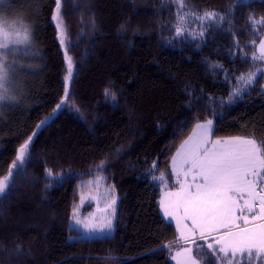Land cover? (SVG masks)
<instances>
[{
  "label": "trees",
  "instance_id": "1",
  "mask_svg": "<svg viewBox=\"0 0 264 264\" xmlns=\"http://www.w3.org/2000/svg\"><path fill=\"white\" fill-rule=\"evenodd\" d=\"M9 3L31 27L34 51L1 107L0 179L37 124L51 119L0 197V264H174L168 255L180 242L159 199L175 186L178 145L208 118L213 136L264 143V74L231 99L244 88L238 77L263 72L253 53L264 24L252 21L264 20V0H184L183 9L180 0H61L66 48L52 19L56 0ZM209 11L219 15L201 21ZM65 52L72 96L53 115L64 96ZM162 173L165 182L153 179ZM98 175L116 196L113 232L71 238L83 184ZM197 242L201 264H216Z\"/></svg>",
  "mask_w": 264,
  "mask_h": 264
},
{
  "label": "snow or ice",
  "instance_id": "2",
  "mask_svg": "<svg viewBox=\"0 0 264 264\" xmlns=\"http://www.w3.org/2000/svg\"><path fill=\"white\" fill-rule=\"evenodd\" d=\"M180 3L181 9H183L184 0H180ZM218 15L214 11H209L205 12L200 19L211 20ZM185 18V16L180 17L181 20ZM52 19L56 22L61 46L66 48L61 19V0H56V9ZM223 19L224 17L220 16V20ZM15 23L18 24L21 34H18L13 40L7 33H4V39L8 42L0 41V88L4 87L8 78L9 66L5 62L7 52L4 50L9 49L11 43L27 44L31 41V27L23 23L22 18ZM252 23L264 24V20L259 22L253 20ZM6 24V19L0 16V31ZM181 31V28L178 27L177 35L181 34ZM260 50L264 53V41H261ZM65 60L67 74L64 77V96L53 110V115L65 106L72 96L71 83L74 79V71L71 57L67 55V52H65ZM258 73L264 74L258 69L250 72L246 77L244 75L238 77V83L242 81L244 88H235L231 96H242L248 87L257 82ZM109 94L115 99V95L105 89V95ZM3 98L0 95V99ZM50 119L51 117H48L40 121L36 126L37 131L18 147L15 161L10 166L8 175L0 179V197L7 194L17 171L30 154L34 137ZM212 125V120L198 124V131L181 145L177 156L173 157V171L177 176V182L180 183V188L175 192L166 193V198L160 201V206L166 218L172 217L176 221L180 239L188 240L189 234L195 235L197 232L201 239L212 236L215 245L219 246V253L225 254L223 259H227L229 251L233 256L240 253L243 257V254L247 253L249 264H251L253 255L256 256L259 264V261L264 259V188L258 190V185L264 184V143H258L255 138L239 137L229 140H210ZM185 165L189 166L187 171H184ZM181 174L185 177L193 174L194 180L202 179V182L186 187L185 183L179 180ZM47 175H52L51 170H47ZM153 179H159L161 182L166 181L163 173L159 177L153 176ZM192 187H194V191L191 190ZM245 195L247 199L244 198ZM242 199L244 202L240 204L239 201ZM257 199L258 204L256 203ZM115 203V198H113L109 205L113 212ZM73 220L75 224L83 225L87 232L97 230L95 225L85 223L77 218L75 211ZM185 221H191V227ZM240 221H243V226ZM105 228L111 230L112 221L110 218L105 219L99 225L100 230ZM213 234L216 235L213 236ZM207 246L213 253L216 252L212 243ZM195 251L199 255V248ZM193 252V248H185L178 255L186 257L184 264H197L196 259L193 258ZM177 264L180 262L178 261ZM229 264H234V262L229 261Z\"/></svg>",
  "mask_w": 264,
  "mask_h": 264
},
{
  "label": "rangeland",
  "instance_id": "3",
  "mask_svg": "<svg viewBox=\"0 0 264 264\" xmlns=\"http://www.w3.org/2000/svg\"><path fill=\"white\" fill-rule=\"evenodd\" d=\"M0 16H3L7 21V24L5 25L3 30L0 31V41L7 43L8 41L4 39V33H7L9 37L13 40L16 38L18 34H21L19 32L18 24L15 23L16 21L20 20V17L12 14V6L10 5L9 0H0ZM200 20L204 21L206 19L204 20L200 19ZM192 30H195V33H196L195 28H193ZM261 41H264V34L262 35L260 40L257 42L256 49L253 55L256 58L264 59V53H262L260 50ZM33 47L34 46H33L32 38H31L30 43H27V44L11 43L10 48L4 50L7 52L5 62L9 66V68H8V78L4 84V87L0 88V95L4 97L3 99H0V113L2 110L1 107L4 106L6 103L10 102L12 99V86H14L15 84L13 83L14 75L16 76L18 80L25 77L24 70L27 69V66H26L27 59L31 57L32 52L34 51ZM262 70L264 72V66ZM248 74L249 73H246L244 74V76L246 77ZM231 97H232L231 99L234 98V96H231ZM207 120L213 121L212 118H208L205 120V122ZM83 187L84 189L81 192L79 200L76 206L74 207V209L72 210L71 216H70V225L77 230V233L70 237L71 238H91V237L105 236V235L111 234L113 232L115 216H116V203H115L114 212L112 208L109 207L113 198H115V201H116V196H115L112 184L107 181L105 175H98V176H94L86 180L83 184ZM260 188H264V184H259L258 190ZM244 198L247 199V196L245 195ZM243 202H244L243 199L239 201L240 204H243ZM256 203L258 204V199ZM74 211H75V215L77 216V218L84 221L85 223L95 225L97 227V230L87 232L85 231L83 225L75 224V221L73 220ZM256 211L258 212L259 209L257 208ZM107 218H110L112 221L111 230L106 229V228L103 230H100L99 225H101L104 222V220ZM240 223L243 226V221H240ZM175 226L177 229V224ZM188 226L191 227V225L189 224ZM215 235L216 234H213V236ZM177 237H178V240H180L181 242L177 246L171 249L168 255L170 260L174 264H177L178 261L180 262V264H184L186 257L183 255H178V253H182L185 248H193L194 250L193 258L196 259L197 264H201L200 260L195 255V250L200 245V243L197 242L196 244V241L193 242L190 240V238L192 237L195 238V240L201 239L199 233L197 232L195 235L189 234V239L184 240V239H180V232L177 229ZM201 240H202V243L207 247V251L210 252V255L211 256L213 255V257L215 258L216 264H229V261H233L234 264H241V261H242V264H249V257L247 253H244L242 257L240 253H236L235 256H233L232 252L229 251L227 253V259H223L225 254L219 253V246L215 245L214 239L212 236H209L206 239H201ZM209 243L213 244L214 248L216 249L215 253H213V251L208 248L207 245ZM252 261L254 262V264H258V261L255 255L252 256L251 262ZM259 262H261V264L263 262L264 264V259L260 260Z\"/></svg>",
  "mask_w": 264,
  "mask_h": 264
},
{
  "label": "crops",
  "instance_id": "4",
  "mask_svg": "<svg viewBox=\"0 0 264 264\" xmlns=\"http://www.w3.org/2000/svg\"><path fill=\"white\" fill-rule=\"evenodd\" d=\"M203 122H205V120L204 121H200V122H197L193 127H192V129H191V131L189 132V134L181 141V143L178 145V147H177V149H176V151L174 152V154H173V156H172V158H171V161H170V171H171V174H172V176H173V180H174V182H175V186H173V187H164L163 189H162V192H161V194H160V199H159V208H160V213L162 214V216L166 219V220H168V221H170V222H172L173 224H174V226L176 225L175 223H176V221L174 220V219H172V218H170V217H165V215H164V212H163V210H162V208H161V206H160V201L162 200V199H165L166 198V193H168V192H175V191H177L179 188H180V183H178L177 182V176H176V174H175V172L173 171V157H176L177 156V152H178V150H180V148H181V145L185 142V141H187L190 137H193L194 136V133L195 132H197L198 130H197V125L198 124H204ZM212 128H213V125H212ZM252 138V137H250V136H243V135H230V136H222V137H216V136H213L212 135V132H211V135L209 136V139L210 140H229V139H232V138ZM209 147H210V145H209ZM188 168H189V166L188 165H185L184 166V171H187L188 170ZM179 180H180V182H183V183H185V186L186 187H188V186H192V185H194L195 183H198V182H202V179H197V180H194L193 179V174H190V175H188L187 177H185L183 174H181L180 175V177H179ZM192 191H194L195 189H194V187H192V189H191ZM185 223L186 224H189V225H191V221L189 222V221H185ZM175 228H176V226H175ZM176 231H177V229H176ZM190 240L191 241H196L195 240V238H190ZM199 240V239H198ZM179 242H181L180 240H179Z\"/></svg>",
  "mask_w": 264,
  "mask_h": 264
}]
</instances>
